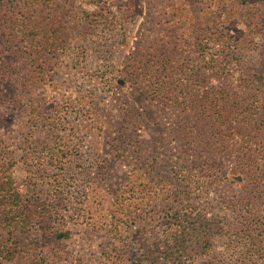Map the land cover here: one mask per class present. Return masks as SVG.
I'll list each match as a JSON object with an SVG mask.
<instances>
[{"label": "rangeland", "instance_id": "rangeland-1", "mask_svg": "<svg viewBox=\"0 0 264 264\" xmlns=\"http://www.w3.org/2000/svg\"><path fill=\"white\" fill-rule=\"evenodd\" d=\"M1 56L0 264H264V0H0Z\"/></svg>", "mask_w": 264, "mask_h": 264}, {"label": "trees", "instance_id": "trees-1", "mask_svg": "<svg viewBox=\"0 0 264 264\" xmlns=\"http://www.w3.org/2000/svg\"><path fill=\"white\" fill-rule=\"evenodd\" d=\"M31 23H32V22H31ZM2 59H4V58L1 56L0 60H2ZM3 71H4V70H3L2 64H0V79H1V80L5 77ZM168 252H169V251H168ZM169 253H171V252H169ZM169 253H168L167 255H169Z\"/></svg>", "mask_w": 264, "mask_h": 264}]
</instances>
